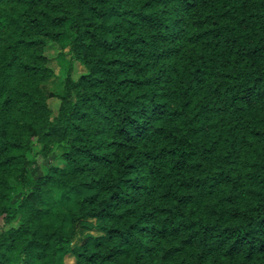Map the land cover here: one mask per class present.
<instances>
[{"label":"trees","instance_id":"16d2710c","mask_svg":"<svg viewBox=\"0 0 264 264\" xmlns=\"http://www.w3.org/2000/svg\"><path fill=\"white\" fill-rule=\"evenodd\" d=\"M65 254L264 264V0H0V264Z\"/></svg>","mask_w":264,"mask_h":264},{"label":"rangeland","instance_id":"374dc122","mask_svg":"<svg viewBox=\"0 0 264 264\" xmlns=\"http://www.w3.org/2000/svg\"><path fill=\"white\" fill-rule=\"evenodd\" d=\"M70 37L67 36L64 39H62L63 44V50L60 53V56L58 55V47L56 45H50L49 48L46 51V54L49 58V63L53 67V69L56 72V78L50 79L42 84V88L46 94L50 92H59L62 87V81L66 76V72L69 68H72L73 77L77 78L80 74L85 72L84 65L76 60H73L68 52V43H69ZM49 105L51 108L55 109L58 105V100L55 98H50L48 100ZM52 157H48L46 159H37L34 166L31 168V173L34 176H38L42 173L43 166L48 165L50 161H52ZM53 196L58 199L59 193L57 191H53ZM73 262V257L70 254H65L60 259V264H68ZM33 264H37L34 262Z\"/></svg>","mask_w":264,"mask_h":264}]
</instances>
